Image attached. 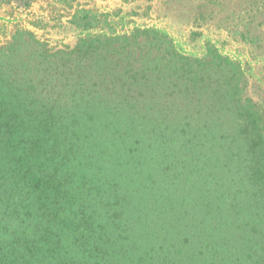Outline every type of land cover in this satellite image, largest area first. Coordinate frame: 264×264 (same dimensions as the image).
<instances>
[{"label": "trees", "instance_id": "trees-1", "mask_svg": "<svg viewBox=\"0 0 264 264\" xmlns=\"http://www.w3.org/2000/svg\"><path fill=\"white\" fill-rule=\"evenodd\" d=\"M0 264H264V0H0Z\"/></svg>", "mask_w": 264, "mask_h": 264}]
</instances>
